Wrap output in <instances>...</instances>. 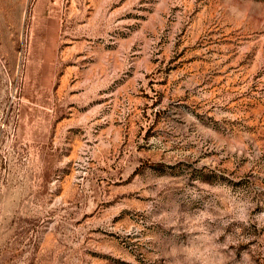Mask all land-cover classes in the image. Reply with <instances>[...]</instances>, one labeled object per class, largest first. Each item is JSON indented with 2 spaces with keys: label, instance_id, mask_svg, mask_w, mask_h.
<instances>
[{
  "label": "rangeland",
  "instance_id": "374dc122",
  "mask_svg": "<svg viewBox=\"0 0 264 264\" xmlns=\"http://www.w3.org/2000/svg\"><path fill=\"white\" fill-rule=\"evenodd\" d=\"M0 264H264V0H0Z\"/></svg>",
  "mask_w": 264,
  "mask_h": 264
}]
</instances>
